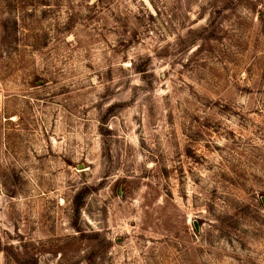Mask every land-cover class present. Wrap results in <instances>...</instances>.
<instances>
[{
	"label": "rangeland",
	"instance_id": "1",
	"mask_svg": "<svg viewBox=\"0 0 264 264\" xmlns=\"http://www.w3.org/2000/svg\"><path fill=\"white\" fill-rule=\"evenodd\" d=\"M0 264H264V0H0Z\"/></svg>",
	"mask_w": 264,
	"mask_h": 264
},
{
	"label": "trees",
	"instance_id": "2",
	"mask_svg": "<svg viewBox=\"0 0 264 264\" xmlns=\"http://www.w3.org/2000/svg\"><path fill=\"white\" fill-rule=\"evenodd\" d=\"M89 190L90 189L85 190L84 194H86L87 192H89ZM81 202H82V195L76 198V203H75L76 209L75 210H76V214L77 215H78V213H79V211H80V209L82 207V203Z\"/></svg>",
	"mask_w": 264,
	"mask_h": 264
},
{
	"label": "water",
	"instance_id": "3",
	"mask_svg": "<svg viewBox=\"0 0 264 264\" xmlns=\"http://www.w3.org/2000/svg\"><path fill=\"white\" fill-rule=\"evenodd\" d=\"M195 228H196V230L198 231V225H197V223L195 222Z\"/></svg>",
	"mask_w": 264,
	"mask_h": 264
}]
</instances>
